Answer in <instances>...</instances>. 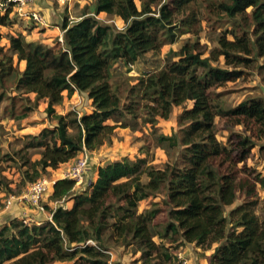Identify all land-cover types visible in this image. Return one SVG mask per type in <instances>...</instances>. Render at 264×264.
Instances as JSON below:
<instances>
[{
    "label": "trees",
    "instance_id": "1",
    "mask_svg": "<svg viewBox=\"0 0 264 264\" xmlns=\"http://www.w3.org/2000/svg\"><path fill=\"white\" fill-rule=\"evenodd\" d=\"M196 1L171 0L157 13L151 8L157 0H95L92 16L75 22L62 18V42L55 46L26 41L19 34L7 36L8 52L24 61L25 68L17 72L12 57H2L0 100L4 82L11 78L15 91L34 95L33 105L12 117H28L42 101L46 116L56 123L37 135L23 136L24 146L13 152L33 149L39 155L35 161L27 152L20 158L19 188L41 178L46 169L73 161L83 149L97 150L117 128L129 126L127 116L137 120L141 101L147 117L142 122L151 126L155 119L167 120L175 107L182 111L177 132L152 133L167 163L124 156L98 166L95 179L78 192L74 180L54 181L47 199L57 206H42L50 220L24 224L13 218L0 226V264H112L109 251L118 245L134 246L144 264H174L173 243L211 250L206 264H264V205L257 193L258 187L264 188V176L248 164L264 139V97H248L224 108L217 92L257 63L264 81V0L211 4L232 24L218 38V47L202 58L197 43L183 46L174 54L176 61L140 77L124 102L109 82L115 63L130 66L190 29L197 20ZM13 13L9 9L0 15V29L13 24ZM100 13L119 17L123 28L113 31L95 18ZM220 58L225 68L212 64ZM76 93L91 101L90 113L57 114L55 106ZM217 123L227 131L225 142L217 139ZM13 153L0 151V165L15 162ZM9 183L0 175L5 196L10 195ZM65 201H72L70 208L62 206ZM144 201L150 202L139 212ZM3 207L0 197V210Z\"/></svg>",
    "mask_w": 264,
    "mask_h": 264
},
{
    "label": "rangeland",
    "instance_id": "2",
    "mask_svg": "<svg viewBox=\"0 0 264 264\" xmlns=\"http://www.w3.org/2000/svg\"><path fill=\"white\" fill-rule=\"evenodd\" d=\"M95 0H35L33 5L29 6V10L38 11L41 16L46 20V26L35 23L31 18L27 16H20L16 12L11 15L13 24L7 28H1L0 31L3 35L0 39V60L2 57L11 56L8 52L9 42L7 40L8 35H21L26 41H32L39 43L43 46L52 47L59 41L62 33L58 27V24L63 17H66L69 21L75 22L79 20L83 15H93ZM171 0H157V3L152 5V9L158 13L160 6L163 3H168ZM223 0H197L193 5V10L196 14L197 20L195 23L187 29L185 33L177 36L176 41L173 44L163 45L159 51L144 54L143 58L138 59L134 64L128 66L121 61L115 63L110 70L109 82L112 87L116 89L119 97L124 102L128 89L135 85L140 77L147 74L158 71L167 61H176L175 53L179 52L183 46H192L195 43L198 44L201 57L209 56V53L218 47L217 40L223 35L225 30L231 29L232 24L228 19L222 18L217 15V12L211 9V4H216ZM44 3L42 7H34V4ZM136 5L139 7V2L136 1ZM156 13V15H157ZM103 24L109 25L113 31H119L123 28L124 24L122 20L115 16L106 13H100L95 16ZM58 28L59 33H57ZM231 39L230 36H227ZM12 66L17 72H22L25 68L24 61H17L16 56L12 55ZM214 66L225 68L223 61L220 58L217 62H212ZM258 64V63H257ZM257 64L252 65L248 69H243L244 73L234 82H228L224 87L217 90L222 93L221 100L223 101L224 108H231L237 105L242 100L248 97L262 96L264 97V81L262 79L263 73L257 69ZM4 93L0 100V151L3 154H12L16 150L22 149L26 139L23 140V136L37 135L41 129L46 127H52L56 123L53 119L48 118L44 111L46 102H39L34 106L33 110L29 113L28 117L22 120L14 119V115L18 114L24 106H32L33 94H24L22 92L15 91L11 85V78L5 80ZM144 104V101L139 103V107H136L139 117L135 121H131L128 116L126 120L129 126L126 128H117L113 136L106 141L101 147L93 152H88V165L83 182L75 185L76 192L85 190L88 182L92 178V171L97 168L101 163L105 164L113 160L120 159L127 156L130 159L137 157H145L148 162L155 165H162L169 161V158L163 150L155 147L153 143L152 133L170 135L178 131L177 116L181 113L182 107H175L167 120L155 119L154 126L145 124L142 120L146 115L140 110V105ZM190 103H187L185 107L190 108ZM92 107L91 102L87 99L86 95H75L73 99L63 101L60 105L55 106L57 114H65L73 111L77 115L90 113ZM12 111L13 115L8 112ZM13 116V117H12ZM217 139L221 142H225L227 131L222 125L217 123ZM239 131V127L234 129ZM22 140V141H21ZM257 147L252 150V156L248 161L250 166L256 168L260 172L261 176H264V149L259 150L260 146H264V139L257 143ZM27 152L30 161H35L39 158L36 151L33 149L22 150L18 154L13 153L15 162H3L0 165V175L6 178L9 182L16 180L15 188H10V193L18 195L25 185L18 187L20 184V174L17 163L20 162V158ZM100 164V165H99ZM47 180L53 179L51 169L46 171L40 176ZM92 181V180H91ZM257 193L261 199V205H264V188H257ZM159 198L153 199L158 201ZM151 201V200H150ZM150 201H144L140 203L138 211L144 209ZM241 200L236 201V204ZM43 206V201L40 203ZM49 206V205H48ZM32 209V208H31ZM259 213H261L259 211ZM30 217V216H29ZM22 216L16 217V220H21ZM31 218V217H30ZM28 220L29 224H36L44 221L45 219H33ZM159 222H164V218L160 217ZM154 242L159 243L158 237L153 238ZM165 246L168 247L167 241H163ZM172 253L176 257H180L186 261V264H206L208 256L211 250L204 251L199 248H195L193 245H185L173 243ZM109 260L112 264H121V259H125L124 264H144L140 258V253L136 252L134 246H111L109 251ZM123 259V260H124ZM177 259H174L176 264ZM5 264H11L6 262ZM55 264H71L69 262L55 263Z\"/></svg>",
    "mask_w": 264,
    "mask_h": 264
},
{
    "label": "built area",
    "instance_id": "3",
    "mask_svg": "<svg viewBox=\"0 0 264 264\" xmlns=\"http://www.w3.org/2000/svg\"><path fill=\"white\" fill-rule=\"evenodd\" d=\"M35 0H0V15L6 13L9 9L12 12H16L20 16H27L31 18L35 23L46 26V20L38 11L29 10L28 5L32 4ZM62 42V38L59 39ZM88 152L83 149L78 156L65 168L62 172V178L74 180L75 185L83 182L87 171V161H88ZM53 186V181L47 180L44 177L39 178L35 182L28 183L23 190L16 195L14 198L17 202L27 208H34L38 211H43L42 206L40 205L41 201L48 195ZM24 224H29L28 220H32L29 216H24L21 218ZM47 219L50 220L48 216ZM40 222L38 221V223ZM92 244L88 241L87 244ZM176 264H186V261L183 260L180 255L176 256Z\"/></svg>",
    "mask_w": 264,
    "mask_h": 264
},
{
    "label": "crops",
    "instance_id": "4",
    "mask_svg": "<svg viewBox=\"0 0 264 264\" xmlns=\"http://www.w3.org/2000/svg\"><path fill=\"white\" fill-rule=\"evenodd\" d=\"M44 5V3H37L34 4V7H39L41 9H43L44 7H42ZM57 30V33H59L58 28H55ZM75 95H78L77 93ZM71 98L73 99L74 96ZM85 95V94H84ZM89 102H91L89 100ZM72 161L68 162L67 164H63L61 165L57 170H51L52 171V175H53V179L52 181H56L58 179L62 178V172L65 170V168L71 163ZM100 165V164H99ZM101 165H103V163H101ZM88 169V168H87ZM96 176V168L93 169L92 171V178L91 180H94ZM16 180L12 181L9 183V187L15 188L16 185ZM51 193V192H50ZM42 200L43 204L49 205L51 208H55L57 206V203L55 202H51L47 199V197L49 196V194ZM0 197L3 198V204L4 207L0 210V226L7 223L9 220L16 218L18 216H30L31 218L35 219H47V214L44 211H38L35 210L34 208L30 209L24 206L19 205V203L17 202V200L14 198L15 195L10 194V195H6L2 192L0 193ZM72 205V201H65L62 203V206L64 208H70ZM124 259V258H123ZM121 259V264L126 263V260Z\"/></svg>",
    "mask_w": 264,
    "mask_h": 264
}]
</instances>
